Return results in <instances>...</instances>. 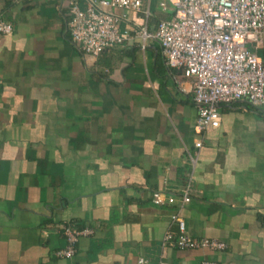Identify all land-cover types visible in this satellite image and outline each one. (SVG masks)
<instances>
[{
  "label": "crops",
  "instance_id": "obj_1",
  "mask_svg": "<svg viewBox=\"0 0 264 264\" xmlns=\"http://www.w3.org/2000/svg\"><path fill=\"white\" fill-rule=\"evenodd\" d=\"M71 1L0 0L13 26L0 33V264H264V115L224 104L221 126L198 135L192 93L159 42L142 49L131 30L86 53ZM158 1L134 21L154 30L169 15ZM155 191L176 201L156 204ZM179 218L227 247L165 243ZM65 225L93 229L71 258L58 255Z\"/></svg>",
  "mask_w": 264,
  "mask_h": 264
},
{
  "label": "built area",
  "instance_id": "obj_2",
  "mask_svg": "<svg viewBox=\"0 0 264 264\" xmlns=\"http://www.w3.org/2000/svg\"><path fill=\"white\" fill-rule=\"evenodd\" d=\"M160 9L169 13L150 30L133 14L145 18L151 9L145 0H78L70 3L69 30L72 40L86 53L99 55L132 38L131 30L144 49L151 40L159 42L166 63L182 74L177 78L182 90L192 93L198 110L195 131L203 136L221 126V105L246 102L264 111V0H159ZM132 25H131V24ZM13 31L11 23L0 20V33ZM199 137L197 147H202ZM186 188L183 201H190ZM176 197L161 191L153 193L156 204L173 203ZM179 232L168 231L164 242L179 248L223 250L225 241L217 238H193L179 218ZM68 246L58 255L71 258L80 237L93 233L92 228L65 225ZM137 264H165L139 257ZM202 264H217L204 260Z\"/></svg>",
  "mask_w": 264,
  "mask_h": 264
},
{
  "label": "trees",
  "instance_id": "obj_3",
  "mask_svg": "<svg viewBox=\"0 0 264 264\" xmlns=\"http://www.w3.org/2000/svg\"><path fill=\"white\" fill-rule=\"evenodd\" d=\"M260 54H262L264 56V49L260 50L259 51ZM232 105H235V106H243V107H247V108H250V109H253V110H256L258 111L259 113L263 114L264 115V111L260 110V109H257L255 107H252L251 105H249L248 103L246 102H241V101H237V102H234V103H231ZM224 105V104H223Z\"/></svg>",
  "mask_w": 264,
  "mask_h": 264
},
{
  "label": "rangeland",
  "instance_id": "obj_4",
  "mask_svg": "<svg viewBox=\"0 0 264 264\" xmlns=\"http://www.w3.org/2000/svg\"><path fill=\"white\" fill-rule=\"evenodd\" d=\"M246 135V134H245ZM247 136V135H246ZM248 140L252 143H254L256 141V138H255V132L254 133H249L248 134Z\"/></svg>",
  "mask_w": 264,
  "mask_h": 264
}]
</instances>
